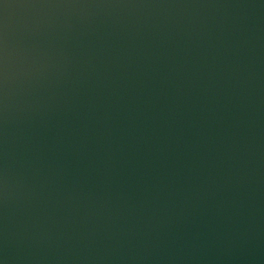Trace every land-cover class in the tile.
Listing matches in <instances>:
<instances>
[{"label": "water", "instance_id": "95a60500", "mask_svg": "<svg viewBox=\"0 0 264 264\" xmlns=\"http://www.w3.org/2000/svg\"><path fill=\"white\" fill-rule=\"evenodd\" d=\"M3 264H264V0H0Z\"/></svg>", "mask_w": 264, "mask_h": 264}, {"label": "clouds", "instance_id": "9594fccd", "mask_svg": "<svg viewBox=\"0 0 264 264\" xmlns=\"http://www.w3.org/2000/svg\"><path fill=\"white\" fill-rule=\"evenodd\" d=\"M0 264H3V262H2V261H0Z\"/></svg>", "mask_w": 264, "mask_h": 264}]
</instances>
